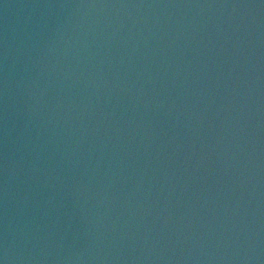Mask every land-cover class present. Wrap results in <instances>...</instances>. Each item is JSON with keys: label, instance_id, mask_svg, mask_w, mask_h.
I'll use <instances>...</instances> for the list:
<instances>
[{"label": "water", "instance_id": "water-1", "mask_svg": "<svg viewBox=\"0 0 264 264\" xmlns=\"http://www.w3.org/2000/svg\"><path fill=\"white\" fill-rule=\"evenodd\" d=\"M210 264H264V0H223Z\"/></svg>", "mask_w": 264, "mask_h": 264}]
</instances>
